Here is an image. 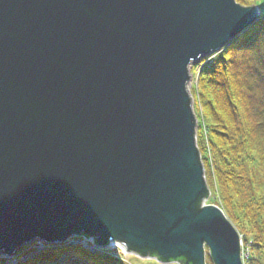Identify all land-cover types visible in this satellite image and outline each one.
Instances as JSON below:
<instances>
[{
    "label": "water",
    "instance_id": "water-1",
    "mask_svg": "<svg viewBox=\"0 0 264 264\" xmlns=\"http://www.w3.org/2000/svg\"><path fill=\"white\" fill-rule=\"evenodd\" d=\"M260 18L236 0H0V254L83 238L243 264L204 206L188 85Z\"/></svg>",
    "mask_w": 264,
    "mask_h": 264
},
{
    "label": "trees",
    "instance_id": "trees-1",
    "mask_svg": "<svg viewBox=\"0 0 264 264\" xmlns=\"http://www.w3.org/2000/svg\"><path fill=\"white\" fill-rule=\"evenodd\" d=\"M236 2L259 6L261 18L203 68L191 93L213 205L243 237L244 264H264V0ZM27 264L123 263L76 246Z\"/></svg>",
    "mask_w": 264,
    "mask_h": 264
},
{
    "label": "rangeland",
    "instance_id": "rangeland-1",
    "mask_svg": "<svg viewBox=\"0 0 264 264\" xmlns=\"http://www.w3.org/2000/svg\"><path fill=\"white\" fill-rule=\"evenodd\" d=\"M200 63V61L197 63L198 65H200L199 64ZM196 64V70H194V66L192 67L193 69H191L190 70V76H191V81H190V83H189V85H188V89H189V92L191 93V92H193V88L195 87V86H197V77H198V71H197V68H198V65ZM193 94V93H192ZM193 99H194V101L195 102H197L198 101V99H197V97H192ZM194 102V103H195ZM194 110V114H195V117L198 119V117H197V113H196V110H195V108L193 109ZM202 111V110H201ZM198 121H199V119H198ZM200 123H202V119L199 121ZM199 122H198V124H199ZM196 133H198V131L196 132ZM197 137V136H196ZM197 139V138H196ZM198 144V143H197ZM211 192V191H210ZM211 194H212V192H211ZM207 205H213V202H212V199H207L205 202H204V206H207ZM225 215V214H224ZM226 216V215H225ZM234 227V226H233ZM235 228V227H234ZM236 229V228H235ZM237 231V230H236ZM238 232V231H237ZM242 238V237H241ZM81 244H84L83 242L81 243ZM117 244H119V243H117ZM114 245H115V243H113V244H110L108 247H106L105 248V251H109V252H111L112 254H113V256L114 257H117V258H120V259H122L123 261H120V262H122L123 264H159V263H157L155 260H151V259H142V258H137V256L136 255H134V254H132V253H126L124 250H123V248L124 247H122V249H120L119 247L120 246H118V248L117 247H114ZM121 245V244H120ZM244 245V244H243ZM66 249V248H65ZM69 249V248H68ZM117 249V250H116ZM113 251H115V253L113 252ZM245 252V251H244ZM240 253H241V259H242V262H243V264H244V261H245V259H246V254L244 255V257H243V255H242V245H241V241H240ZM112 257V256H111ZM113 257V258H114ZM244 258V259H243ZM125 261V262H124ZM205 264H212V262H211V260H210V258H209V252L208 251H206V263Z\"/></svg>",
    "mask_w": 264,
    "mask_h": 264
},
{
    "label": "bare ground",
    "instance_id": "bare-ground-1",
    "mask_svg": "<svg viewBox=\"0 0 264 264\" xmlns=\"http://www.w3.org/2000/svg\"><path fill=\"white\" fill-rule=\"evenodd\" d=\"M257 7L260 8L259 6H257ZM198 62H199V61H198ZM196 64H197V63L193 64L192 66H194V65H196ZM192 66H191V67H192ZM191 69H192V68H191ZM191 69H190V70H191ZM189 93H190V92H189ZM190 96H191V98H192V94H191V93H190ZM194 102H195V101H194V99L192 98V105H193V106H195V105H194ZM118 246H120V247H119L120 249H122V247H124L123 245H120V244H115V245H114V247H117V248H118ZM119 248H118V249H119ZM116 250H117V249H116ZM123 250H124V248H123Z\"/></svg>",
    "mask_w": 264,
    "mask_h": 264
}]
</instances>
